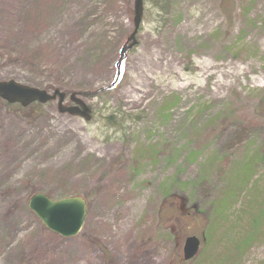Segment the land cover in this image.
Instances as JSON below:
<instances>
[{"label":"rangeland","instance_id":"1","mask_svg":"<svg viewBox=\"0 0 264 264\" xmlns=\"http://www.w3.org/2000/svg\"><path fill=\"white\" fill-rule=\"evenodd\" d=\"M231 1L228 18L225 0H143L137 44L112 84L133 0H0V80L83 92L91 108L85 121L59 113L56 100L22 111L0 101V264H218V242L180 261L184 237H200L203 220L160 223L158 211L169 183L187 200L183 213L191 201L206 211L254 153L252 182L264 190V0ZM246 117L259 126L238 135ZM200 178L205 194L196 196ZM36 191L84 196L81 231L46 230L26 206ZM237 264H264V236Z\"/></svg>","mask_w":264,"mask_h":264},{"label":"trees","instance_id":"2","mask_svg":"<svg viewBox=\"0 0 264 264\" xmlns=\"http://www.w3.org/2000/svg\"><path fill=\"white\" fill-rule=\"evenodd\" d=\"M223 11H225L227 13L226 16L230 18L233 12L231 0H225V4L223 3ZM7 106L21 111L25 109L18 105L7 104ZM40 106V104L34 103L27 108H36L35 110H37ZM111 117L112 115L106 118V124L111 127L116 126V123L114 124ZM241 125L243 126L239 129L240 131L237 132L238 135H240L242 131L259 126L255 120L249 117L241 119ZM258 156V153H254L251 157L239 162V166L231 174L223 191L219 193L215 200L211 201L206 211L200 208V203L191 201V205L186 209L187 212L183 213V206L187 201L186 198L181 194L171 193V183L166 185L161 196L168 207L158 211L160 223H162V220L173 218L177 224L180 221L184 222V224H188V219L193 222V224H195L196 221L203 220L204 228L200 235L202 241L200 247L202 249L201 252L207 250L210 254L215 250L218 242L220 250L215 257H212L213 260H218V264L239 263L254 241L264 236V190L257 191L256 182H252V180L257 181L255 178V169L258 165ZM217 167V171L219 172L223 165L220 164L219 166L217 165ZM204 185L203 178L197 179L191 183V188L194 189L196 196H203L205 194ZM248 185L250 187L249 192L243 196V203H240V208L236 212V217L230 219L227 215V210L237 203L239 199L237 195ZM192 196L191 200H193ZM173 200H178L176 208H173ZM205 216H207V218ZM237 227H244V229H241L240 233L242 235L236 240L232 237V233ZM158 230L162 231L163 229ZM176 232L175 226L168 227L167 238L172 241L174 245L176 244ZM142 235H147L153 242L157 239V236L153 235L152 228H147ZM209 264L211 263L209 262Z\"/></svg>","mask_w":264,"mask_h":264},{"label":"water","instance_id":"3","mask_svg":"<svg viewBox=\"0 0 264 264\" xmlns=\"http://www.w3.org/2000/svg\"><path fill=\"white\" fill-rule=\"evenodd\" d=\"M143 0H133V29L122 44L116 62V78L120 72V64L125 53L136 45L135 38L142 19ZM65 93L58 89L51 93L46 90L21 84L15 80H0V99L8 104H19L26 107L33 102L47 103L57 99L59 113L78 116L88 121L91 118L90 107L79 97V94H69L71 105H64ZM27 208L37 220L51 233L62 238L74 237L84 224L86 215V201L80 195H69L52 199L43 192H36L27 200ZM200 245L195 235L184 238L182 244V259L187 261L194 257Z\"/></svg>","mask_w":264,"mask_h":264}]
</instances>
